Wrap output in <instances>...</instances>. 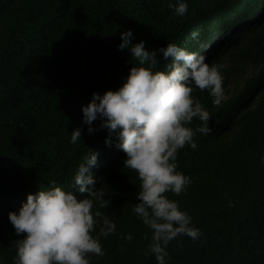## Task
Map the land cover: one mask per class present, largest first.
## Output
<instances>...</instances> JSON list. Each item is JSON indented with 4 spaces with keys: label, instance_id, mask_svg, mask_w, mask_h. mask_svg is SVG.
I'll list each match as a JSON object with an SVG mask.
<instances>
[{
    "label": "trees",
    "instance_id": "obj_1",
    "mask_svg": "<svg viewBox=\"0 0 264 264\" xmlns=\"http://www.w3.org/2000/svg\"><path fill=\"white\" fill-rule=\"evenodd\" d=\"M177 0H0V264H13L17 236L8 220L27 194L59 186L72 191L74 173L90 151L98 153L92 172L106 207L95 209L116 225L107 236L102 221L93 235L104 254H88L90 264H157L148 251L151 230L132 211L140 181L124 168L125 153L107 130L89 134L81 106L93 92L116 90L132 66L120 33L155 50L175 43L188 51L210 48L209 64L219 66L225 97L212 104L206 90L193 96L209 111L205 135L195 149L177 153V171L189 177L186 193H166L178 201L201 235H178L166 246L167 264H264V0H187L177 16ZM197 37L191 36L192 32ZM219 38V39H218ZM215 52V53H214ZM158 70L170 60L157 54ZM226 62V63H224ZM210 64V65H211ZM251 65L254 73L243 69ZM242 78V79H241ZM233 85V86H232ZM193 119L189 125H200ZM80 127L81 140L70 143ZM131 233L132 239L124 238ZM147 234V238H146Z\"/></svg>",
    "mask_w": 264,
    "mask_h": 264
},
{
    "label": "clouds",
    "instance_id": "obj_2",
    "mask_svg": "<svg viewBox=\"0 0 264 264\" xmlns=\"http://www.w3.org/2000/svg\"><path fill=\"white\" fill-rule=\"evenodd\" d=\"M177 16L188 11L187 0L169 4ZM193 38L197 37L194 31ZM133 32L120 33L118 50L127 49L139 66H132L122 85L103 94L93 92L86 105L81 106L82 123L89 134L96 129L93 122L100 120L99 128L107 130L105 144L114 136L117 147L125 153L124 168L135 170L140 181L138 203L132 211L151 230L148 251L157 264H167L166 246L178 235H187L196 240L200 229L192 226V218L182 210L178 201L166 193H186L191 183L189 177L177 171V153L186 144L195 149L196 133L207 135L211 129L209 111L193 96V86L206 90L213 98L214 106L221 105L225 90L219 66L209 64L210 48H214L223 60L221 51L231 41L203 46L197 51H188L175 43L155 50L145 48V42L132 43ZM219 39V38H218ZM170 60L164 70H158L157 54ZM215 53V52H214ZM201 123L195 129L189 125L193 119ZM82 129L71 132L70 143L81 140ZM98 153L90 151L84 163L74 173L75 191L84 194L78 198L72 191L53 186L47 190L29 193L17 211L8 213V220L17 236L13 264H90L88 254H104L99 239L92 233L102 221L101 232L107 236L115 232V223L95 209L106 207L102 188L92 169L97 166ZM264 162V156L261 157ZM131 240L132 234L124 235ZM147 238V234H146Z\"/></svg>",
    "mask_w": 264,
    "mask_h": 264
},
{
    "label": "rangeland",
    "instance_id": "obj_3",
    "mask_svg": "<svg viewBox=\"0 0 264 264\" xmlns=\"http://www.w3.org/2000/svg\"><path fill=\"white\" fill-rule=\"evenodd\" d=\"M226 63V62H224ZM242 73H245L246 75H250L252 73H254L253 71V68L251 65H247L244 69H243V72ZM242 79V78H241ZM233 86V85H232Z\"/></svg>",
    "mask_w": 264,
    "mask_h": 264
}]
</instances>
